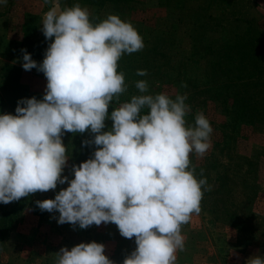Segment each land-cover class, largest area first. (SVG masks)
<instances>
[{
    "label": "rangeland",
    "instance_id": "374dc122",
    "mask_svg": "<svg viewBox=\"0 0 264 264\" xmlns=\"http://www.w3.org/2000/svg\"><path fill=\"white\" fill-rule=\"evenodd\" d=\"M75 3L89 10L94 24L116 14L143 37L144 49L118 62L128 86L122 102L140 94L135 82L144 79L148 94L187 93L189 125L198 111L211 123L212 147L203 158L190 156L197 178L206 177L211 191L204 193L201 212L182 226L184 249L197 247V264H246L253 255L264 256V0H60L62 8ZM50 7L45 0L0 5V115H15L21 99H43L47 79L35 68L23 69L21 49L42 63L48 40L41 20ZM138 69L148 75L137 76ZM117 106L113 102L109 114ZM112 124L106 119L103 131ZM92 138L90 131L63 135L68 160L62 175L69 181L72 166L93 157L96 146L83 144ZM68 186L22 197L21 210V199L0 203V232L5 216L16 211L0 240V264H53L60 248L92 241L105 245L114 264H123L136 248L135 238L122 237L115 224L61 225L58 211L37 206Z\"/></svg>",
    "mask_w": 264,
    "mask_h": 264
},
{
    "label": "clouds",
    "instance_id": "9594fccd",
    "mask_svg": "<svg viewBox=\"0 0 264 264\" xmlns=\"http://www.w3.org/2000/svg\"><path fill=\"white\" fill-rule=\"evenodd\" d=\"M45 3L51 7L41 31L51 43L42 63L21 51L23 69L43 72L46 90L42 100H19L15 115H0V203L68 183L54 199L36 201L40 210L58 211L59 224L81 229L115 224L122 237L135 238L136 248L123 264H176L185 246L182 226L201 212L204 193L211 191L204 170L198 179L190 159L193 153L203 158L212 147L209 119L198 111L189 125L187 93L148 94L144 79L135 82L140 94L122 102L128 86L118 62L144 49L138 30L116 14L94 24L79 3L65 8L60 0ZM136 75L148 72L138 69ZM113 102L118 106L109 114ZM106 119L113 122L109 131H103ZM86 131L93 138L83 144L96 150L72 166L69 181L62 175L68 160L62 137ZM53 264L114 261L103 243L92 241L60 248ZM246 264H264V256L253 255Z\"/></svg>",
    "mask_w": 264,
    "mask_h": 264
},
{
    "label": "crops",
    "instance_id": "0c3cea01",
    "mask_svg": "<svg viewBox=\"0 0 264 264\" xmlns=\"http://www.w3.org/2000/svg\"><path fill=\"white\" fill-rule=\"evenodd\" d=\"M194 247V246H193ZM193 247L189 249H184L183 251L179 252L178 258L179 260L177 261L176 264H197L199 261L198 254H196V248L193 249ZM199 248V246H198ZM181 260V261H180ZM208 260H204L203 262H200V264H207ZM212 264V263H210ZM217 264V263H214Z\"/></svg>",
    "mask_w": 264,
    "mask_h": 264
},
{
    "label": "trees",
    "instance_id": "16d2710c",
    "mask_svg": "<svg viewBox=\"0 0 264 264\" xmlns=\"http://www.w3.org/2000/svg\"><path fill=\"white\" fill-rule=\"evenodd\" d=\"M54 40V37L52 38ZM49 43H51V41L48 40L47 42V47L49 45ZM46 47V49H47ZM242 82V81H241ZM242 86H244V83L242 84ZM23 199H26V198H21V201L23 202V204L19 205L18 206V209L21 210L24 206V200ZM15 212H12V213H9L7 216H5L4 220H3V224L1 226V232H0V240L3 242L4 238H5V234L6 232L10 229L11 225H13L14 221H15ZM41 216H42V213L41 212H38ZM1 242V243H2ZM0 243V245H1Z\"/></svg>",
    "mask_w": 264,
    "mask_h": 264
}]
</instances>
